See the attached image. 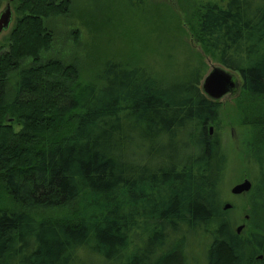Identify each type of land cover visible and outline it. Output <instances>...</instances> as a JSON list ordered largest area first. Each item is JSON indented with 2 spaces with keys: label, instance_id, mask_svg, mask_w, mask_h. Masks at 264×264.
<instances>
[{
  "label": "trees",
  "instance_id": "obj_1",
  "mask_svg": "<svg viewBox=\"0 0 264 264\" xmlns=\"http://www.w3.org/2000/svg\"><path fill=\"white\" fill-rule=\"evenodd\" d=\"M71 2L16 0L0 52V264H264V233L238 234L223 206L228 160L210 133L222 104L202 74L165 85L108 61L84 83L71 64L42 62L54 40L46 21ZM187 23L264 99V0H199ZM260 150L250 168L264 208ZM80 199L74 220L29 212Z\"/></svg>",
  "mask_w": 264,
  "mask_h": 264
},
{
  "label": "rangeland",
  "instance_id": "obj_2",
  "mask_svg": "<svg viewBox=\"0 0 264 264\" xmlns=\"http://www.w3.org/2000/svg\"><path fill=\"white\" fill-rule=\"evenodd\" d=\"M15 1L7 0L0 16L9 3L13 14ZM198 1L72 0L66 15L46 21L54 40L40 60L54 59L64 65L71 64L84 83L96 82L97 74L108 61L144 69L165 85L192 70L202 74V89L205 79L215 69L232 75L236 87L218 100L222 104L219 120L212 125L213 133L219 134L222 140L228 160L220 184L221 198L223 206L231 204L230 216L237 227L244 226L243 236L256 230L264 233V208L260 203L257 205L254 190L241 196L231 192L246 179L253 181L250 159L256 158L258 149L264 163V99L247 95L240 76L225 69L193 36L187 22L192 5ZM12 27L13 22L0 35L1 53L5 51ZM62 80L70 85L68 80ZM6 123H15V132L24 129L13 118H6ZM81 201L63 208L29 212L38 220H74L73 216L82 207Z\"/></svg>",
  "mask_w": 264,
  "mask_h": 264
},
{
  "label": "water",
  "instance_id": "obj_3",
  "mask_svg": "<svg viewBox=\"0 0 264 264\" xmlns=\"http://www.w3.org/2000/svg\"><path fill=\"white\" fill-rule=\"evenodd\" d=\"M12 21V8L11 4L7 5L6 10L0 16V35L10 27ZM236 87L232 75L224 71L223 69H215L204 81L203 90L206 95L214 100H220L229 92L233 91ZM210 133L213 134V128H210ZM253 184L249 179H246L243 183L236 185L232 189V194L241 195L248 193L252 190ZM231 204L224 206L225 210L231 209ZM244 226L237 227V233L241 234ZM260 258H262L260 256Z\"/></svg>",
  "mask_w": 264,
  "mask_h": 264
},
{
  "label": "flooded vegetation",
  "instance_id": "obj_4",
  "mask_svg": "<svg viewBox=\"0 0 264 264\" xmlns=\"http://www.w3.org/2000/svg\"><path fill=\"white\" fill-rule=\"evenodd\" d=\"M252 182V184H253V187H252V190L250 191V192H252L253 191V189H254V183H253V181H251ZM250 192H248V193H250ZM245 194H247V193H245ZM234 195V194H233ZM241 195H243V194H241ZM241 195H235V196H241Z\"/></svg>",
  "mask_w": 264,
  "mask_h": 264
}]
</instances>
